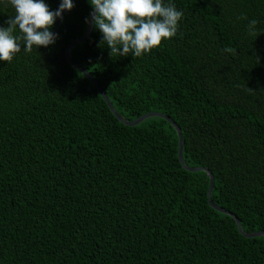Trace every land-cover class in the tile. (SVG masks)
<instances>
[{"label":"trees","instance_id":"trees-1","mask_svg":"<svg viewBox=\"0 0 264 264\" xmlns=\"http://www.w3.org/2000/svg\"><path fill=\"white\" fill-rule=\"evenodd\" d=\"M72 2L54 45L21 41L0 61V264H264V236L209 207L208 177L182 168L170 123L121 124L67 62L93 11ZM169 2L178 33L151 53L111 57L93 23L70 59L123 120L171 119L185 166L213 176L211 202L263 232L264 0ZM14 15L0 0V28Z\"/></svg>","mask_w":264,"mask_h":264},{"label":"clouds","instance_id":"clouds-1","mask_svg":"<svg viewBox=\"0 0 264 264\" xmlns=\"http://www.w3.org/2000/svg\"><path fill=\"white\" fill-rule=\"evenodd\" d=\"M15 15L7 28H0V61L10 65L23 51L31 53L34 46L48 48L58 36L51 29L62 13L71 12L72 0H62L56 11H51L44 0H9ZM94 27L102 35L100 46L110 49V56L141 57L170 41L179 30L183 12L163 0H89ZM240 19H247L246 16ZM87 22V21H86ZM257 20L248 22L249 35H257ZM19 30L21 35H14ZM232 51V49H225ZM251 91V90H250Z\"/></svg>","mask_w":264,"mask_h":264},{"label":"water","instance_id":"water-1","mask_svg":"<svg viewBox=\"0 0 264 264\" xmlns=\"http://www.w3.org/2000/svg\"><path fill=\"white\" fill-rule=\"evenodd\" d=\"M66 12V11H65ZM63 12L61 15L63 16V14L65 13ZM61 18H57L56 21H55V25H54V29H53V33L56 34L57 32V28H58V25H59V22H60ZM92 28H93V21H92V18L90 16L89 18V22H88V27H87V30L85 32V34L81 37V38H78V39H75L73 40L66 48L65 50V58L67 60V62L75 69H77L79 72H81L93 85L94 87L97 89L98 93L100 94V96L102 97V99L104 100V102L106 103L107 107L109 108L110 112L113 114V116L123 125L125 126H129V127H132V126H136L138 125L139 123H141L142 121L148 119V118H151V117H159V118H162L164 120H166L168 123H170V125L174 128V130L176 131L177 133V137H178V160H179V163L181 164L182 168L188 172H199V171H202V172H205L207 177H208V180H209V185H208V190H207V202H208V205L209 207H211L212 209H214L215 211L219 212V213H222L224 215H227L229 217H231L236 225H237V229H238V232L243 235L245 238H256V237H263L264 236V231L263 232H258V233H251V234H246L244 232H242L241 230V227H240V224H239V221L237 220V218L230 214L229 212L225 211L224 209L216 206L215 204H213L210 200V195H211V191H212V187H213V176L212 174L210 173V171L206 168H189L187 166H185V164L183 163V159H182V136H181V133H180V130L179 128L175 125V123L169 119L167 116L165 115H162V114H159V113H154V112H151V113H147L145 115H142L140 116L139 118H137L136 120L134 121H131V122H128V121H125L123 120L118 114L117 112L113 109L112 105L110 104V102L108 101V99L106 98L105 96V93L101 90V88L98 86V84L95 82V80L89 75V73H87L86 71H84L82 68H80L79 66H77L76 64H74L71 59H70V49L80 43V42H83L85 41L91 34V31H92Z\"/></svg>","mask_w":264,"mask_h":264}]
</instances>
